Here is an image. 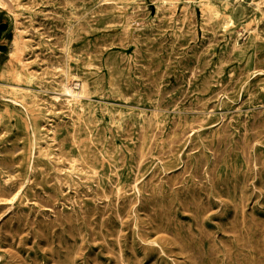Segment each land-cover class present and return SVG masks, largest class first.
I'll return each instance as SVG.
<instances>
[{
	"label": "rangeland",
	"instance_id": "1",
	"mask_svg": "<svg viewBox=\"0 0 264 264\" xmlns=\"http://www.w3.org/2000/svg\"><path fill=\"white\" fill-rule=\"evenodd\" d=\"M13 1L20 24L0 8V264H264L262 0ZM64 86L85 94L71 105Z\"/></svg>",
	"mask_w": 264,
	"mask_h": 264
},
{
	"label": "bare ground",
	"instance_id": "2",
	"mask_svg": "<svg viewBox=\"0 0 264 264\" xmlns=\"http://www.w3.org/2000/svg\"><path fill=\"white\" fill-rule=\"evenodd\" d=\"M10 2V4H12L14 1L13 0H9L8 1V3ZM7 3V1H5V0H0V8L1 9H3V10H9V11H12L11 9H10V5ZM66 4V3H65ZM206 6H207V9H209V10H211L212 12H214L215 13V15L218 17L219 15H220V12H219V10L217 9V7H214L212 4H206ZM259 12H260V14L264 17V0H262L260 3H259ZM20 8V7H19ZM204 8H206V7H204ZM135 10V9H134ZM142 11V10H141ZM177 11V10H176ZM209 12V11H208ZM12 13L14 14V16H15V19H16V21L17 22H19V24H20V17L22 16V14H20V13H15L14 11H12ZM204 13V12H203ZM210 13V12H209ZM138 14V13H137ZM163 14V13H162ZM101 16V15H100ZM106 16H107V14H106ZM116 16V15H115ZM129 16V15H128ZM137 16V15H136ZM192 16V15H191ZM210 16V15H209ZM142 17H144V15L142 16ZM133 18V17H132ZM228 18H231V17H227V19ZM130 20V19H129ZM186 21V20H185ZM192 21V20H191ZM121 24V23H120ZM128 24V23H127ZM130 24V23H129ZM160 24V23H159ZM137 27V26H136ZM111 28V27H110ZM130 28V27H129ZM128 28V29H129ZM132 28V27H131ZM193 28V27H192ZM20 28H17V30H19ZM126 30V29H125ZM144 30V29H143ZM184 30V29H183ZM134 31V30H133ZM124 32H126V31H123V33ZM129 32V31H128ZM127 32V33H128ZM183 32V31H182ZM132 33V32H131ZM131 36V35H130ZM116 40V39H115ZM123 41V40H122ZM126 41H128V40H126ZM73 42H75V41H73ZM121 42V41H120ZM119 42V43H120ZM124 42V41H123ZM134 42V41H133ZM122 43V42H121ZM129 43V42H128ZM25 46H24V44L22 45V43H21V36L19 37V36H17V37H15L14 38V42H13V47H12V50H11V53L10 54H12V55H10L12 58H17L22 52H23V48H24ZM124 49V48H123ZM55 55V54H54ZM20 56H22V55H20ZM22 58V57H21ZM62 59H64V58H62ZM137 61V60H136ZM19 62H20V60H19ZM63 62V61H62ZM21 63V62H20ZM230 63V62H229ZM226 64V63H225ZM128 65V64H127ZM23 67H24V65H23ZM63 67V66H62ZM256 67V66H255ZM58 68V67H57ZM62 70H63V68H62ZM15 76H16V78L18 79V80H21L23 77H24V74H23V71H16L15 72ZM67 77V76H66ZM1 79V78H0ZM67 79V78H66ZM194 79V78H193ZM134 82V81H133ZM152 84V83H151ZM78 85V84H77ZM83 85V84H82ZM126 86V85H125ZM229 86V85H228ZM78 87H79V85H78ZM83 88H82V91L81 92H76V91H74L73 90V88H71V87H69V86H64V95L65 96H67L69 99H67V101H68V103L69 104H71V105H73L74 103H78L80 100V98H82L83 96H84V94H85V86H82ZM163 87V86H162ZM221 87V86H220ZM42 89V88H41ZM223 88H221V90H222ZM44 90V89H43ZM114 90V89H113ZM13 93L14 94H21V95H23L24 97H27L28 95L27 94H25V93H22V92H20L18 89H16V88H13ZM156 91V90H155ZM226 91V90H225ZM151 93V92H150ZM223 93V92H222ZM228 93V92H227ZM168 94H169V92H168ZM153 95V94H152ZM157 96V95H156ZM163 96V95H162ZM10 97H11V95H10ZM87 97V96H86ZM165 97H166V95H165ZM164 97V98H165ZM217 97V96H216ZM88 98H90V97H88ZM101 98V97H100ZM109 98V97H108ZM149 98H150V96H149ZM163 98V97H162ZM56 100H57V98H55ZM87 99V98H86ZM212 99V98H211ZM228 99V98H227ZM59 100V99H58ZM141 100V99H140ZM148 100V99H147ZM210 101V100H209ZM241 101V100H240ZM12 102V101H11ZM161 102H163V101H161ZM179 102H180V100H179ZM33 103V102H32ZM73 103V104H72ZM68 105V104H67ZM162 105H163V103H162ZM174 106V105H173ZM242 106V105H241ZM69 107V106H68ZM72 107V106H71ZM171 107V106H170ZM197 107V106H196ZM262 107V106H261ZM200 108V107H199ZM216 108V107H215ZM161 109V108H160ZM26 110V109H25ZM72 110V109H71ZM81 110V109H80ZM221 110V109H220ZM198 111V110H197ZM213 112V111H212ZM211 113V112H210ZM260 113V112H259ZM105 115V114H104ZM208 115V114H207ZM234 115V114H233ZM258 115V114H257ZM80 116V115H79ZM146 116V115H145ZM114 117V116H113ZM69 118V117H68ZM258 118V117H257ZM78 119V118H77ZM118 119H120V118H118ZM118 119H116V120H118ZM147 120V119H146ZM150 120V119H149ZM175 120V119H174ZM246 120V119H245ZM258 120V119H257ZM29 121V120H28ZM186 121V120H185ZM150 122V121H149ZM30 123V122H29ZM64 123V122H63ZM176 123V122H175ZM198 123V122H197ZM207 123V122H206ZM230 123H231V121H230ZM244 123H246V122H244ZM254 123V122H253ZM256 123V122H255ZM80 124V123H79ZM118 124V123H117ZM129 124V123H128ZM205 124V123H204ZM243 124V123H242ZM246 124H248V123H246ZM85 125V124H84ZM194 125V124H193ZM256 125V124H255ZM86 126V125H85ZM175 126V125H174ZM198 126V125H197ZM196 126V127H197ZM202 126V125H201ZM247 126V125H246ZM150 127V126H149ZM179 127V126H178ZM194 127V126H193ZM221 127V126H220ZM261 127V126H260ZM259 127V128H260ZM136 128V127H135ZM157 128H159V127H157ZM28 129V128H27ZM88 129V128H87ZM140 129H142V128H140ZM155 129V128H154ZM162 129V128H161ZM198 129V128H197ZM219 129V128H218ZM258 129V128H257ZM75 130V129H74ZM127 130V129H126ZM131 130V129H130ZM223 130V129H222ZM251 130H252V128H251ZM31 131H32V129H31ZM78 131V130H77ZM89 131V130H88ZM142 131V130H141ZM140 131V132H141ZM144 131V130H143ZM159 131V130H158ZM185 131V130H184ZM188 131V130H187ZM258 131V130H257ZM75 132V131H74ZM148 132V131H147ZM162 132V131H161ZM111 133V132H110ZM131 133V132H130ZM144 133H146V132H144ZM184 133V132H183ZM191 133H193V132H191ZM239 133V132H238ZM252 133V132H251ZM254 133H256V132H254ZM97 134V133H96ZM128 134V133H127ZM154 134V133H153ZM152 134V135H153ZM173 134V133H172ZM176 134V133H175ZM263 134V133H262ZM143 135V134H142ZM151 135V136H152ZM163 135V134H162ZM161 135V136H162ZM257 135H259V134H257ZM34 136V135H33ZM143 136H145V135H143ZM188 136V135H187ZM207 136V135H206ZM215 136V135H214ZM230 136H232L231 134H230ZM260 136V135H259ZM262 136V135H261ZM55 137V136H54ZM74 137V136H73ZM146 137V136H145ZM154 137V136H153ZM208 137V136H207ZM221 137V136H220ZM178 138V137H177ZM240 138V137H239ZM253 138V137H252ZM262 138H264V137H262ZM47 139V138H46ZM71 139V138H70ZM69 139V140H70ZM146 139V138H145ZM150 139H152V138H150ZM174 139V138H173ZM214 139V138H213ZM244 139V138H243ZM254 139H256V138H254ZM254 139H253V142H254ZM30 140V139H29ZM68 140V139H67ZM109 140V139H108ZM153 140V139H152ZM224 140V139H223ZM263 140V139H262ZM66 141V140H65ZM146 141V140H145ZM144 141V142H145ZM161 141V140H160ZM256 141V140H255ZM68 142V141H67ZM70 142H71V140H70ZM153 142V141H152ZM207 142V141H206ZM214 142V141H213ZM189 143V142H188ZM240 143V142H239ZM80 144V143H79ZM159 144V143H158ZM167 144V143H166ZM195 144V143H194ZM261 144V143H260ZM73 146H74V144H72ZM83 145V144H82ZM91 145H93V144H91ZM117 145V144H116ZM152 145V144H151ZM181 145V144H180ZM249 145V144H248ZM81 146V145H80ZM140 147H141V145H139ZM138 146V147H139ZM176 146V145H175ZM190 146V145H189ZM194 146V145H193ZM241 146V145H240ZM243 146H245V145H243ZM29 147V146H28ZM49 147V146H48ZM61 147V146H60ZM95 147V146H94ZM146 147V146H145ZM163 147V146H162ZM172 147V146H171ZM214 147V146H213ZM251 147H253V146H251ZM250 147V148H251ZM127 148V147H126ZM137 148V147H136ZM143 147H141V149H142ZM195 148V147H194ZM197 148V147H196ZM211 148V147H210ZM229 148V147H228ZM254 148V147H253ZM81 149V148H80ZM97 149V148H96ZM107 149V148H106ZM170 149V148H169ZM168 149V150H169ZM214 149V148H213ZM33 150V149H32ZM62 150V149H61ZM138 150V149H137ZM208 150H210V149H208ZM251 150V149H250ZM20 151V150H19ZM30 151V150H29ZM28 151V152H29ZM34 151V150H33ZM127 151V150H126ZM141 151V150H140ZM147 151H148V149H147ZM176 151H177V147H176ZM213 151V150H212ZM235 151H237L236 149H235ZM15 152H16V150H15ZM84 152H86V151H84ZM88 152V151H87ZM116 152V151H115ZM165 152V151H164ZM210 152V151H209ZM215 152V151H214ZM225 152V151H224ZM34 153V152H33ZM38 153V152H37ZM117 153V152H116ZM120 153V152H119ZM137 153V152H136ZM226 153V152H225ZM232 153V152H231ZM254 153V152H253ZM13 154V153H12ZM16 154V153H15ZM39 154V153H38ZM41 154V153H40ZM109 154V153H108ZM118 154V153H117ZM143 154V153H142ZM159 154V153H158ZM157 154V155H158ZM173 154V153H172ZM245 154V153H244ZM251 154V153H250ZM68 155V154H67ZM86 155H87V153H86ZM137 155V154H136ZM160 155V154H159ZM158 155V156H159ZM161 155H163V154H161ZM174 155V154H173ZM246 155V154H245ZM247 155H249V154H247ZM8 156V155H7ZM47 156V155H46ZM59 156V155H58ZM66 156V155H65ZM106 156V155H105ZM111 156V155H110ZM121 156V155H120ZM124 156V155H123ZM143 156V155H142ZM171 156V155H170ZM243 156V155H242ZM263 156V155H262ZM48 157V156H47ZM149 157H151V155L149 156ZM161 157V156H160ZM167 157V156H166ZM188 157V156H187ZM264 157V156H263ZM140 158V157H139ZM168 158V157H167ZM179 158V157H178ZM259 158V157H258ZM262 158V157H261ZM46 159V158H45ZM71 159V158H70ZM87 159H88V156H87ZM99 159V158H98ZM125 159V158H124ZM154 159V158H153ZM157 159V158H156ZM162 159V158H161ZM197 159V158H196ZM195 159V160H196ZM67 160V159H66ZM140 160V159H139ZM142 160V159H141ZM158 160V159H157ZM170 160V159H169ZM203 160H204V158H203ZM252 160V159H251ZM5 161V160H4ZM28 161H29V159H28ZM27 161V162H28ZM71 161V160H70ZM94 161V160H93ZM222 161V160H221ZM247 161H249V160H247ZM259 161V160H258ZM49 162V161H48ZM78 162V161H77ZM118 162H120V161H118ZM185 162V161H184ZM264 162V161H263ZM13 163H14V161H13ZM64 163V162H63ZM71 163V162H70ZM89 163V162H88ZM117 163V162H116ZM140 163H142V162H140ZM186 163V162H185ZM254 163V162H253ZM78 164V163H77ZM81 164V163H80ZM85 164H86V162H85ZM109 164V163H108ZM123 164H125V163H123ZM136 164V163H135ZM143 164V163H142ZM145 164V163H144ZM204 164V163H203ZM248 164V163H247ZM246 164V165H247ZM261 164V163H260ZM264 164V163H263ZM55 165V164H54ZM71 165V164H70ZM232 165V164H231ZM251 165V164H250ZM262 165V164H261ZM57 166H58V164H57ZM63 166H64V164H63ZM68 166V165H67ZM83 166H85V165H83ZM91 166V165H90ZM142 166V165H141ZM140 166V167H141ZM219 166V165H218ZM259 166V165H258ZM2 167H4L3 165H2ZM131 167V166H130ZM186 167V166H185ZM184 167V168H185ZM260 167V166H259ZM9 168V167H8ZM34 168V167H33ZM188 168V167H187ZM197 168V167H196ZM250 168V167H249ZM263 168V167H262ZM6 170H7V167L5 168ZM60 169V168H59ZM104 169V168H103ZM215 169H217V168H215ZM219 169V168H218ZM258 169V168H257ZM67 170V169H66ZM92 170V169H91ZM116 170V169H115ZM136 170V169H135ZM159 170V169H158ZM161 170V169H160ZM202 170V169H201ZM200 170V171H201ZM259 170V169H258ZM30 171H31V169H30ZM137 171V170H136ZM199 171V170H198ZM197 171V172H198ZM226 171H227V169H226ZM111 172V171H110ZM117 172V171H116ZM140 172V171H139ZM185 172V171H184ZM186 172H188V171H186ZM192 172V171H191ZM190 172V173H191ZM212 172V171H211ZM210 172V173H211ZM259 172V171H258ZM16 173V172H15ZM46 173V172H45ZM73 173V172H72ZM92 173V172H91ZM160 173V172H159ZM164 173V172H163ZM195 173H196V171H195ZM205 173V172H204ZM217 173V172H216ZM260 173V172H259ZM49 174V173H48ZM53 174H55V173H53ZM58 174V173H57ZM180 174V173H179ZM202 174V173H201ZM206 174V173H205ZM71 175V174H70ZM75 175V174H74ZM172 175V174H171ZM174 175V174H173ZM196 175V174H195ZM209 175H211V174H209ZM58 176V175H57ZM164 176V175H163ZM180 176V175H179ZM208 176V175H207ZM72 177V176H71ZM80 177V176H79ZM153 177V176H152ZM151 177V178H152ZM158 177V176H157ZM193 177V176H192ZM234 177V176H233ZM9 178V177H8ZM60 178V177H59ZM136 178V177H135ZM194 178V177H193ZM215 178V177H214ZM4 179V178H3ZM13 179V178H12ZM83 179V178H82ZM120 179V178H119ZM162 180H163V178H161ZM168 179V178H167ZM213 179V178H212ZM212 179L210 180L211 182H212ZM70 180H72V179H70ZM78 180V179H77ZM80 180V179H79ZM133 180V179H132ZM136 180H137V178H136ZM166 180V179H165ZM177 180V179H176ZM227 180V179H226ZM16 181V180H15ZM55 181V180H54ZM53 181V182H54ZM117 181H118V179H117ZM116 181V182H117ZM152 181V180H151ZM169 181V180H168ZM168 181H167V183H168ZM183 181V180H182ZM196 181V180H195ZM194 181V182H195ZM209 181V180H208ZM216 181V180H215ZM218 181V180H217ZM46 182V181H45ZM52 182V183H53ZM70 182V181H69ZM69 182H67V183H69ZM80 182V181H79ZM103 182V181H102ZM179 182V181H178ZM47 183H48V181H47ZM115 183V182H114ZM157 183H158V181H157ZM198 183H200L199 181H198ZM214 183H216V182H214ZM17 184V183H16ZM39 184V183H38ZM72 184V183H71ZM82 184V183H81ZM155 184V183H154ZM169 184V183H168ZM170 184H171V182H170ZM179 184V183H178ZM186 184V183H185ZM201 184H203V183H201ZM231 184V183H230ZM14 185V184H13ZM12 185V186H13ZM35 185V184H34ZM66 185V184H65ZM64 185V186H65ZM94 185V184H93ZM100 185V184H99ZM109 185V184H108ZM116 185V184H115ZM152 185H153V183H152ZM162 185V184H161ZM174 185V184H173ZM181 185V184H180ZM198 185V184H197ZM7 186V185H6ZM21 186V185H20ZM76 186V185H75ZM187 186H188V184H187ZM9 187V186H8ZM16 187V186H15ZM68 187H70V186H68ZM79 187V186H78ZM137 187V186H136ZM149 187H150V185H149ZM178 187V186H177ZM80 188V187H79ZM124 188V187H123ZM133 188V187H132ZM142 188V187H141ZM197 188V187H196ZM221 188V187H220ZM224 188V187H223ZM228 188V187H227ZM54 189V188H53ZM82 189V188H81ZM136 189V188H135ZM138 189V188H137ZM136 189V190H137ZM150 189V188H149ZM161 189V188H160ZM206 189V188H205ZM247 189H248V187H247ZM4 190V189H3ZM23 190V189H22ZM64 190V189H63ZM67 190V189H66ZM156 190H157V188H156ZM162 190V189H161ZM170 190V189H169ZM177 190V189H176ZM185 190V189H184ZM209 190V189H208ZM211 190V189H210ZM7 191V190H6ZM70 191V190H69ZM90 191V190H89ZM121 191V190H120ZM119 191V192H120ZM147 191H149V190H147ZM153 191V190H152ZM159 191V190H158ZM222 191V190H221ZM28 192H30V191H28ZM78 192V191H77ZM91 192V191H90ZM95 192V191H94ZM171 192V191H170ZM187 192V191H186ZM206 192V191H205ZM2 193V192H1ZM69 193V192H68ZM93 193V192H92ZM101 193V192H100ZM105 193V192H104ZM113 193V192H112ZM146 193V192H145ZM30 194V193H29ZM111 194V193H110ZM138 194V193H137ZM188 194V193H187ZM242 194V193H241ZM240 194V195H241ZM3 195H5V194H3ZM6 195H7V193H6ZM54 195H55V193H54ZM69 195V194H68ZM75 195V194H74ZM123 195V194H122ZM139 195V194H138ZM190 195V194H189ZM205 195V194H204ZM8 196V195H7ZM12 196V195H11ZM38 196V195H37ZM50 196V195H49ZM83 196V195H82ZM92 196V195H91ZM206 196V195H205ZM46 197V196H45ZM57 197V196H56ZM87 197H89V196H87ZM86 197V198H87ZM4 198V197H3ZM6 198V197H5ZM71 198V197H70ZM76 198V197H75ZM39 199V198H38ZM45 199V198H44ZM52 199V198H51ZM95 199V198H94ZM214 199V198H213ZM223 199V198H222ZM248 199V198H247ZM60 200V199H59ZM98 200V199H97ZM53 201H55V199L53 200ZM98 201H100V200H98ZM132 201V200H131ZM240 201V200H239ZM52 202V201H51ZM118 202V201H117ZM184 202V201H183ZM203 202V201H202ZM73 203V202H72ZM96 203V202H95ZM95 203H93V204H95ZM133 203V202H132ZM209 203H210V201H209ZM238 203V202H237ZM246 203H247V201H246ZM137 204V203H136ZM139 204V203H138ZM202 204V203H201ZM201 204H199V205H201ZM60 205H61V203H60ZM71 205H73V204H71ZM75 205V204H74ZM80 205V204H79ZM112 205V204H111ZM174 205V204H173ZM194 205V204H193ZM238 205V204H237ZM27 206V205H26ZM44 206V205H43ZM150 206V205H149ZM161 206V205H160ZM197 206V205H196ZM246 206V205H245ZM30 207V206H29ZM46 207H47V205H46ZM75 207V206H74ZM77 207V206H76ZM108 207V206H107ZM129 207H131V206H129ZM174 207V206H173ZM198 207V206H197ZM207 207V206H206ZM235 207V206H234ZM57 208V207H56ZM59 208V207H58ZM112 208V207H111ZM162 208H165L164 207V205H163V207ZM200 208V207H199ZM203 208V207H202ZM201 208V209H202ZM211 208V207H210ZM226 208H227V206H226ZM113 209V208H112ZM160 209V208H159ZM158 209V210H159ZM201 209H200V211H201ZM115 210V209H114ZM169 210V209H168ZM167 210V211H168ZM196 210V209H195ZM207 210H209V209H207ZM238 210V209H237ZM55 211H56V209H55ZM72 211H73V209H72ZM86 211H88V210H86ZM96 211H97V209H96ZM188 211V210H187ZM212 211V210H211ZM80 212H82V211H80ZM111 212V211H110ZM162 212H163V210H162ZM202 212V211H201ZM208 212H210V210L208 211ZM84 213H85V211H84ZM98 213V212H97ZM100 213V212H99ZM128 213V212H127ZM197 213V212H196ZM21 214V213H20ZM118 214V213H117ZM208 214V213H207ZM236 215H237V213H235ZM135 215V214H134ZM149 215V214H148ZM177 215V214H176ZM65 216V215H64ZM74 216V215H73ZM76 216V215H75ZM118 216V215H117ZM128 216V215H127ZM195 216V215H194ZM61 217V216H60ZM72 217V216H71ZM114 217V216H113ZM157 217V216H156ZM169 217V216H168ZM64 218V217H63ZM82 218V217H81ZM87 218V217H86ZM118 218V217H117ZM171 218V217H170ZM199 218V217H198ZM235 217H233V219H234ZM57 219V218H56ZM62 219V218H61ZM75 219V218H74ZM202 219V218H201ZM254 219V218H253ZM65 220V219H64ZM73 220V219H72ZM92 220V219H91ZM105 220H107L106 218H105ZM116 220V219H115ZM250 220V219H249ZM252 220V219H251ZM256 220V219H255ZM78 222V221H77ZM121 222V221H120ZM171 222H172V219H171ZM198 222V221H197ZM234 222V221H233ZM66 223V222H65ZM152 223V222H151ZM203 223V222H202ZM234 223H236V222H234ZM246 223H247V221H246ZM67 224V223H66ZM78 224V223H77ZM176 224V223H175ZM72 225V224H71ZM73 225H74V223H73ZM111 225V224H110ZM181 225V224H180ZM201 225V224H200ZM244 225H245V223H244ZM243 225V226H244ZM69 226H70V224H69ZM235 226V225H234ZM263 226V225H262ZM135 227V226H134ZM237 227V226H236ZM241 227V226H240ZM261 227V226H260ZM161 228V227H160ZM168 228V227H167ZM171 228V227H170ZM185 228V227H184ZM201 228H203V226L201 227ZM264 228V227H263ZM66 229V228H65ZM166 229V228H165ZM176 229V228H175ZM204 229V228H203ZM238 229H240V228H238ZM94 230V229H93ZM173 230V229H172ZM185 230V229H184ZM235 230H236V228H235ZM79 231V230H78ZM92 231V230H91ZM229 231V230H228ZM238 231V230H237ZM249 231V230H248ZM259 231V230H258ZM102 232V231H101ZM121 232V231H120ZM191 232V231H190ZM95 233V232H94ZM166 233V232H165ZM233 233H234V231H233ZM79 234V233H78ZM173 234V233H172ZM17 235V234H16ZM76 235V234H75ZM95 235V234H94ZM207 235V234H206ZM236 235V234H235ZM259 235V234H258ZM257 235V236H258ZM260 235H262V234H260ZM178 236H180V235H178ZM247 236V235H246ZM245 236V237H246ZM11 237V236H10ZM84 237V236H83ZM173 237V236H172ZM175 237V236H174ZM196 237V236H195ZM210 237V236H209ZM263 237V236H262ZM203 238V237H202ZM205 238H207V237H205ZM213 238H214V236H213ZM258 238V237H257ZM104 239V238H103ZM115 239V238H114ZM120 239V238H119ZM177 239V238H176ZM192 239V238H191ZM198 239V238H197ZM209 239H211V238H209ZM208 239V240H209ZM233 239H234V237H233ZM248 239H250V238H248ZM12 240V239H11ZM74 240H75V238H74ZM83 240V239H82ZM97 240V239H96ZM117 240V239H116ZM194 240V239H193ZM176 241V240H175ZM84 242V241H83ZM114 242V241H113ZM204 242H207V241H204ZM214 242V241H213ZM232 242V241H231ZM235 242V241H234ZM262 242V241H261ZM106 243V242H105ZM190 243V242H189ZM196 243V242H195ZM13 244H15V243H13ZM216 244V243H215ZM220 244V243H219ZM233 244V243H232ZM12 245V244H11ZM61 245V244H60ZM67 246H69V245H67ZM72 246V245H71ZM73 246H74V244H73ZM78 246V245H77ZM182 246H184V245H182ZM181 246V248L183 249V247ZM187 246V245H186ZM221 246V245H220ZM264 246V245H263ZM62 247V246H61ZM190 247V246H189ZM192 247H194L193 245H192ZM214 247V246H213ZM248 247H249V245H248ZM12 248V247H11ZM60 248V247H59ZM64 248V247H63ZM66 248V247H65ZM14 249V248H13ZM79 249H80V247H79ZM109 249V248H108ZM192 249H194V248H192ZM204 249V248H203ZM217 249V248H216ZM160 250V249H159ZM184 250V249H183ZM245 250V249H244ZM77 251V250H76ZM113 251V250H112ZM197 251V250H196ZM215 251V250H214ZM187 252V251H186ZM186 252H184V253H186ZM212 252V251H211ZM254 252V251H253ZM75 253V252H74ZM77 253V252H76ZM75 253V254H76ZM112 253V252H111ZM194 253V252H193ZM200 253V252H199ZM202 253V252H201ZM213 253V252H212ZM78 254V253H77ZM191 254V253H190ZM198 254V253H197ZM209 254V253H208ZM215 254V253H214ZM225 254V253H224ZM230 254V253H229ZM248 254V253H247ZM246 254V255H247ZM258 254V253H257ZM163 255V254H162ZM193 255H195V254H193ZM204 255V254H203ZM218 255V254H217ZM243 255V254H242ZM121 256V255H120ZM201 256V255H200ZM200 256H198V257H200ZM261 256V255H260ZM74 257H76V256H74ZM116 258V257H115ZM210 258V257H209ZM215 258V257H214ZM16 259V258H15ZM15 259H14V261H15ZM60 259V258H59ZM121 259V258H120ZM192 259V258H191ZM200 259H201V257H200ZM206 259V258H205ZM218 259V258H217ZM224 260H225V257H224ZM230 260V259H229ZM239 260V259H238ZM72 261V260H71ZM138 261V260H137ZM203 261H205V260H203ZM128 262V261H127ZM196 262V261H195ZM198 262V261H197ZM231 262V261H230ZM17 263V262H16ZM190 263V262H189ZM261 263V262H260ZM70 264V263H69ZM121 264V263H120ZM137 264H139V263H137ZM196 264V263H195ZM249 264V263H248Z\"/></svg>",
	"mask_w": 264,
	"mask_h": 264
},
{
	"label": "crops",
	"instance_id": "3",
	"mask_svg": "<svg viewBox=\"0 0 264 264\" xmlns=\"http://www.w3.org/2000/svg\"><path fill=\"white\" fill-rule=\"evenodd\" d=\"M6 28L3 25H0V37H3L4 33L6 32Z\"/></svg>",
	"mask_w": 264,
	"mask_h": 264
}]
</instances>
